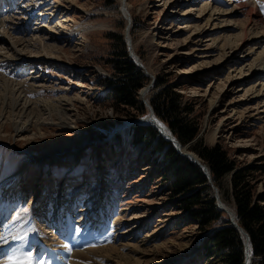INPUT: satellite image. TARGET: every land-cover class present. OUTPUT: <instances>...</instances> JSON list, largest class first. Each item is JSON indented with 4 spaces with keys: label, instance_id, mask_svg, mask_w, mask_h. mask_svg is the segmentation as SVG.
Instances as JSON below:
<instances>
[{
    "label": "rangeland",
    "instance_id": "obj_1",
    "mask_svg": "<svg viewBox=\"0 0 264 264\" xmlns=\"http://www.w3.org/2000/svg\"><path fill=\"white\" fill-rule=\"evenodd\" d=\"M161 1L160 3L157 0H125L128 7L126 15L132 21L129 33L131 45H129L133 53L143 63L145 70L134 61L130 54L125 36L128 22L123 13L120 0H53V3L59 5L58 7L61 10L68 9L67 15H59V18L57 16L58 20L54 17L55 23L53 24L60 25L59 28L61 29L66 28L61 33L70 38L61 41L54 40L57 41L55 42L57 43L55 49L51 51L54 53L50 52L48 55L49 59L53 57L54 63L52 66H48V64L34 65L40 67V71L38 70L37 74L28 77L32 79L26 78L22 81H13L11 76L8 79L5 69H0V76L5 75L6 80H10V82H20L23 94L29 96L31 101L41 97L54 100L52 102L54 103L53 106L58 107L59 111L65 112V115L71 118V120L67 118L69 127L59 126L57 120L59 116L55 112H46V110H40V108L39 110L35 109L39 112L38 114H42L39 121H36L37 125L33 123L29 126L27 132H23L22 136L17 135L19 137H16L14 127L11 128V125L7 124V127L1 131L4 133H0L3 141L0 144V181H6L7 178L9 179L18 174L17 177L21 175L20 184L27 185L29 183V189L26 190L31 191V189L37 187L38 183L36 181L38 179L36 177L43 169V176L51 172L54 181L60 179V184L64 183L63 191L69 188L68 183L78 187L72 190L67 202H70L73 195L75 196L80 190L81 186L79 185L86 184L85 191L88 190V187L89 189L93 188V191L97 194L96 201L105 199V203H109L107 201V198H109L112 208L117 205V215L110 217V222L107 223V227L113 230L112 236L105 240L107 245L83 250L78 249L73 252L75 254L97 250L95 253L93 252L92 257H97V253L99 260L95 259L94 262L90 260L83 261V264H105L104 259L101 258L104 253L102 255L99 253L103 249L111 252L108 264H225L221 258H218V255L209 256L205 247L208 233L225 225L234 227L241 237L243 259L248 257L246 259L247 264H253V262L257 264L256 260H260L262 257H255L252 253V244L250 242L249 244L246 243L249 232L241 225L235 209L231 177L236 169L226 174L224 178L222 177L218 181L214 180L208 164L200 158L197 148H199L198 144L208 148L220 145L226 151L228 158L236 160L238 167L248 164L261 166L263 171L257 173L255 176H258V178L252 181L254 188L253 203L260 204L264 208V201H257L260 196L264 195V92L262 96L258 95L259 97L256 98L257 86L253 88L247 83L244 76L237 75L238 71L232 73L235 68L232 69L228 66L223 68L224 65L222 68L211 70L206 74L200 72V69L189 72L188 77L185 76L184 82H179L180 70L199 62V57H196L195 54L185 55L184 51L189 50L190 47H195L200 49L198 53L202 52L201 49L206 50L205 52L208 53L217 42L223 43L222 41L228 39L230 35H239V32L218 34L217 32H221L222 28L228 27L223 22H214L207 28V25L204 24L205 19L198 24H193L192 16L180 15L183 11L189 10L190 7L198 9L199 5L207 1L192 0L187 2L189 0H178L179 5L177 7L172 5V9L164 5L169 0ZM254 1H243L246 7L242 8V11H248L247 7L251 8L252 5L249 7L250 3ZM61 3L65 5L63 8L60 6ZM195 10H191L193 16L197 11ZM256 11L257 13L261 12V8H257ZM258 15L264 21V18L260 14ZM236 20L240 21V17ZM244 21L246 19L241 18V22ZM37 22L38 20H36L33 27L35 30L42 27L39 24L40 22ZM194 25H206L199 31L200 35L204 34L201 38L202 41L215 37L221 38L219 41L198 43V39L194 37L191 41L189 39L187 43L182 44L183 46L190 42L187 47H180L179 51H173L170 45L191 38V35L195 36L193 35ZM214 25H218V27L214 29ZM49 27L52 26L49 24ZM239 28L241 29V27ZM77 30L80 31L76 33ZM67 32L76 34H66ZM157 33L159 35H155ZM166 33L170 39L168 38L167 41L161 39V41L160 38ZM13 34L18 35L14 37L15 39L20 38L16 32H13ZM111 34L121 36L127 54L135 63L136 68L147 77V80L136 91L135 95V100L142 105V110L122 105L115 107L112 98L104 99L106 89L100 78H115L109 63H107L108 60L113 58L112 52L116 46V38L112 37ZM48 35L47 38L50 39L56 34L54 32ZM20 36L25 38L30 35ZM33 41H35L34 38ZM160 41L165 47L156 48V44ZM10 43H15L16 46L20 45L16 43V40L10 41ZM52 43L47 42L46 44ZM21 44L25 45L26 43ZM5 47L8 49V46L5 45ZM17 48L22 47L18 46ZM260 51L257 50L252 54L251 60H255L261 54ZM31 57L35 58L34 55H31ZM42 57L45 58V56ZM234 58H237V56H234ZM213 60L214 58L209 61ZM233 61L239 62L238 64L244 67L246 72L249 70L246 67L247 64H242V59H234ZM255 74L259 75V73ZM251 75L252 73L249 74V76ZM35 76L39 77L38 80L34 79ZM243 78L244 81H241L240 79ZM24 81L34 84L38 88L36 89L42 92L31 94L30 88ZM171 85H177L174 88L179 95L178 104L182 108L179 115L195 124L197 128V134L189 140L179 139L174 134L175 131L167 125L168 123L164 121L163 117L156 114L153 108L154 96L157 94L163 95V91ZM252 88L256 91L255 93L252 92ZM146 89L149 91L143 93ZM150 106L162 124L167 125V127L164 125L167 131L169 133L172 131V135L180 140L182 145L178 140L177 142L183 152L178 151L175 143L169 137L161 134L154 124L148 123L145 126L152 127L163 141L169 143L179 155L196 163L206 175L208 189L204 192V196L207 199H212L214 207L219 212V218L212 222L209 227L201 228L192 219L185 222L186 224L184 222L179 224L180 218L183 216L181 215L183 209L172 206L173 199L170 197L166 183L161 177H158L160 163L159 160L156 161V153L151 150V147L143 146L144 142H132L131 140L132 134L130 131L134 127L133 124L143 125L139 122L140 118L148 116ZM232 108L235 109L236 116L230 115ZM129 121L133 122L128 123ZM35 132H39L40 136L36 139H30L29 135ZM110 132L119 135V137L116 138ZM107 134L109 135L108 140L101 142L107 138L101 137H105ZM25 138L27 139L25 140ZM114 139L119 142L120 148H116V144L113 142ZM184 146H187V149ZM118 149L125 155L124 157H122V154L121 156L118 155L120 154ZM57 151H59L58 154H51ZM184 151L191 154V156L189 154L183 155ZM100 155L101 159L105 161L103 162L105 166H103V170L98 169L97 172H100V178L104 181L106 180L105 177L110 180L111 175L105 176L106 172L104 170H108V165L109 167L115 166L113 171L115 179L112 178V183L107 182L106 186L95 187L88 186L92 183V180L81 181L79 185L74 184L75 182L70 183L72 182L71 176L77 174L76 167L79 168L77 176L81 180L86 170L83 167L88 166L90 170L91 163L96 162ZM74 156L79 158L75 167L72 163V160L75 159ZM42 159H45L46 166L31 164L35 160ZM158 159H160V156ZM55 160H61L65 163L55 166L58 163ZM48 161L51 162L48 163ZM27 163L31 166L28 168L30 171L20 174V167ZM24 169H27V167H24ZM123 172H126V174L122 175ZM58 174L63 178H59ZM96 175V172H90L85 176L95 177ZM49 181L46 182V185L52 184ZM42 186L43 184L40 187ZM102 186H104L103 193L100 191ZM112 192L114 193L111 194ZM99 193L100 195H98ZM54 201H59V198H54ZM96 211H98V206L92 210L93 216L96 215ZM229 212L233 215H230ZM89 213L90 211H86L83 214L85 220H87ZM24 218L25 215H22L19 220H16L19 221L17 224L19 226L18 230H21L22 225L25 224ZM232 221L236 224L233 225L234 222L232 223ZM85 222L87 221L73 224V227L81 228L78 236L88 243L86 246H90L99 239L92 231L93 226ZM88 222H90V219H88ZM235 226L241 227L242 230ZM50 235L58 239V234L55 232H51ZM44 242L47 244L45 240Z\"/></svg>",
    "mask_w": 264,
    "mask_h": 264
},
{
    "label": "bare ground",
    "instance_id": "obj_2",
    "mask_svg": "<svg viewBox=\"0 0 264 264\" xmlns=\"http://www.w3.org/2000/svg\"><path fill=\"white\" fill-rule=\"evenodd\" d=\"M157 1L160 2L161 0H157ZM191 1L192 0H189L187 2H191ZM257 1H260V0H255L253 3L252 2L250 3L249 7H251V5H252L253 8L251 7L252 8L251 9V8L247 7L248 11H245V10L242 11V8L246 7L245 3H243V1L237 3L236 5H232V6H235L238 8H232L231 5H228V4L217 5L216 0H211V1H207V2H204L201 5H199L198 9H196L195 7H190L189 10L183 11L182 13H180L181 16H184V15L185 16L187 15L190 17L192 16L191 19H193V21H194L193 24H198L205 19L204 24H206L207 26L206 25H201V26L194 25L193 30H194V28H195V30L194 31L192 30V31L194 33L193 35H195V36L191 35L190 36L191 38H188V39L186 38V39L182 40L181 42L178 41L175 44L170 45L171 46L170 48H172L173 51L175 50V52L179 51L180 47H187L190 44V42L186 45H183V46H182V44L187 43V41L189 39H190L189 41H191L192 38H194V37H196L198 39V43H207V42H211V41H219V39L221 37H215L213 39H209V40L207 39L205 41H202L201 38L203 37L204 34L200 35V33H199V31L204 26H206L208 28V26L212 25L214 22H223V24L228 26L226 28H222L221 32H217L218 34L219 33L228 34L229 32L235 33L237 31L239 32V35H237V34L230 35V37L228 39H225L224 41H222L223 43L217 42V44L215 46H213L208 53H206L205 52L206 50H203V49H201L202 52L198 53V50L200 51V49L195 48V47L194 48L190 47L189 50L184 51L185 55L191 54V53L195 54L196 57H199V62L193 63V64L189 65L188 67L181 69L180 74L187 75V77H188L189 72L198 71L199 69H200V72L206 74V73H209L211 70H217L219 68H222L223 65H224L223 68L228 66L232 69L235 68L232 73H236L238 71L237 75L244 76V78L247 79V83H249L253 88L257 86V88H258L257 92L254 91L253 88L251 89V90H253L252 92H254V93L256 92V95H255V96H257L256 98L259 97L258 95L262 96L263 92H264V21L258 15V14H260V12L257 13L256 10H257V8L260 9L264 5V1H260V2H257ZM120 2L122 5L123 13L126 16V20L128 22V28L126 26V29H125V36L127 38L130 54L132 55L134 61H136V63H138V65H140L141 67H143L145 69L143 63L140 61L138 56H136L133 53L132 48H130L131 43L129 40L130 39L129 33L131 31L132 21L126 15L127 14L126 11H128V7L126 6L125 0H120ZM164 5L165 6L167 5L168 8H171L172 5L177 7L179 5V3H178V0H174V1L169 0V1H166L164 3ZM58 6L59 5H57L56 3H53V0H28L27 2H25V8L28 11L25 16H22L19 18L18 17L17 18L11 17L10 19L9 18H0V55H1L0 56V69H5V71H7L8 79L11 76V79L13 81H22V80L29 77V76L18 77L14 74L16 66L21 65V64H27L25 61L29 62L30 64H34V65H46V64H48V66L49 65L52 66V64L54 63L53 57L51 59H49L50 57H48V55L53 49H55V44H57L55 42L61 41V40L66 39V38H70V37H65V35H62L63 33H61V31L66 30V28L61 29V28H59L60 25H58V24L54 25L53 24V23H55V18L57 19V16L59 18V15L60 16L65 15L66 12L68 11V9H66V8L61 10ZM60 6L63 8V6H65V5L62 4ZM254 9H256V10H254ZM191 10L196 11L194 16L192 15ZM32 12H35L38 16H40L36 20H38V22H40L39 24L42 25V27L37 28V30H35L33 27H34L36 20H34L33 23L29 27L30 30L27 31L28 33L29 32L33 33L35 30V32L33 34L31 33V35H30L32 37L30 38V36H28V37L22 38L19 35L20 38L17 37L15 39L14 37H16L18 35L13 34L12 29L14 27L16 28L20 24L19 21L21 19L22 20L26 19L27 16ZM238 17H240V21L236 20V19H238ZM241 18L246 19V21L241 22ZM49 24L52 27H49ZM217 27H218V25H214L213 28L216 29ZM239 27H241V29ZM207 28H205V30H207ZM85 29H87V28H85ZM78 31H80V30H77L76 33H78ZM87 31H88V29H87ZM54 32L56 35L51 37L50 39H48L47 38L49 36L48 34L54 33ZM76 33L73 34L72 32H69V33L67 32L66 34L75 35ZM217 33H215V35H217ZM11 35H13V37H11ZM155 35H159V33H157ZM165 36H167V37H165ZM27 38H30V39H27ZM33 38L35 41H33ZM168 38H169V36L166 33L165 35L163 34V37H161L160 40L163 39V40L167 41ZM15 40H16L17 44H20L18 46H20L22 48L18 49L17 48L18 46H16L15 43H14L15 45L13 43H10V41L13 42ZM45 40H46V43L47 42L48 43L53 42V43L52 44H46ZM54 40H57V41H54ZM161 41L158 44H156V48H159V47L161 48L164 46V45H162L163 43ZM21 43H26V44L24 45ZM5 45L8 46V49L5 47ZM200 46H198V47H200ZM257 50H261L260 51L261 54H259L255 60H251L252 54H254ZM60 51H62V50H60ZM3 53L6 55H4ZM31 55L32 56L34 55L35 58L31 57ZM40 55L45 56V58H43ZM21 56H22L23 60H22ZM234 56H237V58H234ZM2 58H5V59H2ZM213 58H214L213 61H209L210 59H213ZM234 59H237V60L242 59L243 60L242 64H247L246 67L249 70L246 72L244 67H241L238 64L239 62L236 63L233 61ZM248 61H249V63H248ZM32 71H33V68L32 69L30 68L29 73ZM37 72H39V71H37ZM37 72H33L30 75L37 74ZM250 73H252L251 76H249ZM255 73H259V75L255 74ZM232 77H234V76H232ZM38 78L39 77H36V76L34 77V79H36V80H38ZM244 78L240 79V80L244 81ZM28 79H32V78H28ZM153 80H154V78H153ZM13 81L10 82V80H6V76L3 74L0 76V133H4L1 131L7 127V124H10L11 128L14 127V134L16 135V137L22 136L24 134L23 132H25V131L27 132V130H29L28 129L29 126L33 125V123L37 125V122L39 121V119L42 116V114H38L39 113L38 111H35V109L39 110V108H40V110H46V112H55V114L59 116V117H57L59 126L64 127V128L69 127L67 120L68 119L71 120V118L69 116L65 115V112L63 113V112L59 111L58 107L53 106L54 103H52V102L54 100L53 101L47 100L46 98L41 97L40 99L38 98L34 101H31L29 96H27L26 94H23V91L21 90V87H20L21 83L20 82H13ZM42 82H44V81H42ZM24 83L30 88L31 94H39L42 92L41 90H37L38 88L35 87L34 84L28 83L26 81H24ZM148 89H146L143 93H145L146 91L148 92L149 91ZM144 95H142V96L144 97ZM52 107H53V109H52ZM150 108H151V106H150ZM150 111H151V113H150ZM150 111H149L148 116L154 117L155 119L154 120H142L140 118V121L142 123H152L156 127H158V125L156 124V121L158 120L160 123H162V122L155 116V114L153 113V111L151 109H150ZM230 115H234V116L237 115L234 108H232ZM240 117H242V116H240ZM169 134L170 135H165V134L164 135H165V137L166 136L169 137L175 143L176 147L178 148V151L183 152V151H181V146L179 145V143L177 142L175 137L172 135V133L170 132ZM17 135H19V136H17ZM38 136H40L39 132H35V133H32L31 135H29L30 139H36V137H38ZM26 139L27 138H25V140ZM2 142L3 141H2L1 136H0V144ZM184 147H186V149H187V146H184ZM58 152L59 151L53 152L51 154H58ZM184 154H189V153L184 151ZM189 155H191V154H189ZM52 156H54V155H52ZM73 161H75V159H73L72 162ZM96 161H97V164L95 166L96 169L97 170L98 169L103 170V166H105V164L103 162H100L99 159ZM49 162H51V161H48V163ZM55 162L65 163L64 161H61V160H59V161L55 160ZM31 164L32 165L33 164H38V165L42 164V166H46V161H45V159L35 160ZM24 167L25 168L27 167V169H24ZM29 167H31V166L28 165V163L21 166L20 167L21 168L20 174L30 171V169H28ZM15 177L10 178V181H12V180L14 182L18 181V179ZM36 179L39 180L41 178L36 177ZM21 181H23V180H21ZM229 214L233 215V213H231V212H229ZM37 240L39 243H42V240L40 239V237H37ZM246 242H247V244H249V237H248V240ZM47 244H49V243L47 242ZM28 245H29L28 243L23 244V246H28ZM16 246H18V244H10V246H8V248L16 247ZM96 251L97 250H94L92 252H90V251L85 252L84 251L83 253H75L71 256L72 257L71 260L68 261L64 258H61L60 263L61 264H81L83 261H88V260L94 262L95 259L99 260L97 253H96L97 257H95V258L92 257L93 252L95 253ZM99 253H101L100 255H102L104 253L101 256V258H102V260L104 259L105 264H108L109 260H110L111 252H108L107 249H103ZM80 254H84V255H80ZM17 255H18V253H17ZM247 255H248V248H247ZM246 259H248V257L245 258V263L247 264ZM102 260L100 261L101 263H102ZM54 263H55V261H54Z\"/></svg>",
    "mask_w": 264,
    "mask_h": 264
},
{
    "label": "trees",
    "instance_id": "obj_3",
    "mask_svg": "<svg viewBox=\"0 0 264 264\" xmlns=\"http://www.w3.org/2000/svg\"><path fill=\"white\" fill-rule=\"evenodd\" d=\"M111 35L116 38V46L112 52L113 58L107 63H109L115 78H100L106 89L104 99L112 98L115 107L122 105L142 110V105L136 102L135 95L147 77L136 68L135 63L127 54L121 36ZM184 77L181 76L179 82H184ZM175 86L177 85L166 88L163 95H155L153 108L156 114L163 117L164 121L168 123L166 124L175 131L174 134L179 139L189 140L197 134V128L195 124L179 115L182 108L178 104L179 95L175 91ZM167 125L165 126L167 127ZM131 134L134 142L142 141L144 142L143 146L151 147V150L156 153V161L159 160L160 163L158 177H161L166 183L170 197L173 199L172 206L183 209L181 214L183 216H181L179 224L192 219L203 228L209 227L219 218V212L214 207L212 199H207L204 196V192L208 189L207 179L196 163L179 155L150 126L134 125ZM174 137L181 144L180 140L176 136ZM198 146V154L208 164L214 180L218 181L236 169L231 177L235 209L241 225L249 232L253 255L262 257L260 260H256L257 264H264V208L260 204L253 203L254 188L252 185V181L258 178L255 175L263 171L261 166L248 164L238 167L236 160L228 158L226 151L220 145L209 148L201 144ZM159 156L160 159H158ZM259 200L264 201V195L260 196L257 201ZM205 245L209 256L218 255V258H221L225 264H243L245 261L242 252V239L232 226H220L208 233Z\"/></svg>",
    "mask_w": 264,
    "mask_h": 264
},
{
    "label": "snow or ice",
    "instance_id": "obj_4",
    "mask_svg": "<svg viewBox=\"0 0 264 264\" xmlns=\"http://www.w3.org/2000/svg\"><path fill=\"white\" fill-rule=\"evenodd\" d=\"M261 12L264 13V6L261 7ZM154 119H155L154 117H150V116L142 117V120H154ZM156 124L158 125V129L161 132V134L170 135L162 123H160L157 120ZM58 176H59V174H58ZM59 178H63V177L59 176ZM70 191H72L71 187L66 188V193L70 192ZM14 211L17 214L10 216V220H12V221L19 220L20 219L19 213L27 214L29 209H27L26 207L20 206V207L14 209ZM8 219L9 218H6V221ZM6 221L0 222V226L8 229V232L0 235V245H8L9 241L19 242V241H23V240L27 239V233H25L24 236H21L18 232H16V229L14 227H10L9 223ZM29 231L35 232V229L33 228V229H30ZM75 232L77 235H79L81 232V228L77 227L75 229ZM20 247H23V244H20L19 247H10L9 251L7 253H5L3 251V248H0V257L5 256V255L7 256V259L3 260V264H33V259H34L33 252L31 250H26L23 253H21L20 255H17V253H19ZM35 264H46V262L44 260L40 259L39 255H37L35 257Z\"/></svg>",
    "mask_w": 264,
    "mask_h": 264
},
{
    "label": "water",
    "instance_id": "obj_5",
    "mask_svg": "<svg viewBox=\"0 0 264 264\" xmlns=\"http://www.w3.org/2000/svg\"><path fill=\"white\" fill-rule=\"evenodd\" d=\"M137 64H138V63H137ZM139 66H140V65H139ZM150 109L152 110V108H150ZM132 122H133V121H129L128 123H132ZM139 122H140V124H148V123H142L141 121H139ZM134 123H135V122H134ZM183 155H186V154L183 153ZM190 156H191V155H190ZM205 168H206V167H205ZM223 208H224V207H223ZM233 222H234V221H232V223H233ZM234 224H236V223L234 222L233 225H234ZM235 227L238 228V229H240V230H242L241 227H240V228L237 227V226H235ZM246 243H247V242H246Z\"/></svg>",
    "mask_w": 264,
    "mask_h": 264
}]
</instances>
